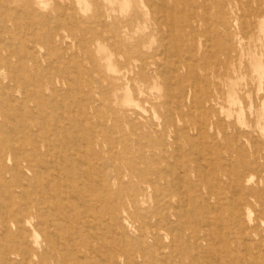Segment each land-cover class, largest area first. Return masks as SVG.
<instances>
[{"label": "bare ground", "instance_id": "6f19581e", "mask_svg": "<svg viewBox=\"0 0 264 264\" xmlns=\"http://www.w3.org/2000/svg\"><path fill=\"white\" fill-rule=\"evenodd\" d=\"M16 1L18 0H0V264H147L135 262L131 258L137 250L150 261V264H185L187 261L195 260L200 253L206 251L208 257H214L216 261L217 259L221 260V258L223 260L224 252L226 253L231 249V237L228 239L225 232L215 231L210 227L209 216L199 212L200 206L196 203L198 201H196V197L201 196L203 189H208L211 192L217 190L221 193L219 195H222L224 190L229 191L228 189H231L232 182H236V189H234L235 184L232 189L236 194L234 209L238 211L234 210L231 218L236 220L238 224L247 225L254 211L253 202L250 198H253L257 192L256 187L253 188V185L247 187L244 183L248 177L258 174V166L247 167L248 163L246 167L243 166L246 168L244 171L238 172L239 167H237L236 172L232 173L229 171L231 167H226L220 151L207 153V155L203 151L204 154L199 155L198 160H195L194 155L196 153L194 152V154L193 151L197 149L199 144L192 140L188 134L184 139H178L180 136L178 135L176 137L178 140L175 139L174 142L170 143L162 141L159 145L150 140H139V138L135 139V142L129 140L99 141L96 138L95 130H90L96 125H93L84 110L80 112V109H86V107L95 109L98 100L93 97L84 101L80 96L81 89L75 87L72 81L69 82V79L63 75L62 83L64 86L59 88L52 81L47 67L43 66L44 63L42 64L38 60L36 48L16 49V42L4 35L6 28L10 36L9 27H5L3 24L8 20H14L17 16V7L11 6ZM93 1L96 4V10L92 16L97 18V29L100 28L102 33L108 32L106 38L110 40L111 45L119 50H127L124 52L127 54L126 58L118 61L117 64H114L112 59L115 55L114 51L110 50L106 55L107 68L114 74L112 78L124 80L130 72L135 71L143 79L148 78V72H156L157 75L161 76L165 68L163 71L157 53L146 54L139 49L134 50L130 44L135 32L132 23L136 20L135 17L140 15V9L135 8L128 11V8L123 4L127 5L129 0H118L121 7L114 5L117 0H109L112 3L109 6L101 5L96 0ZM184 3L186 2L184 1ZM21 4H23V9L29 13L39 15V10L36 9L33 0H22ZM38 4L40 8L47 5L40 0H38ZM164 4L166 5V2ZM232 8L231 4L226 5L221 0L216 12L218 14L225 13L223 14L224 21H227L225 23L235 22L238 24L239 17H233L232 12L229 11ZM64 9L66 10V8ZM171 20L173 29L175 22L174 19ZM255 26H257V31L253 32L254 42L256 41L255 44L257 45L255 48L262 47L261 49L264 50V22L256 19ZM39 29L41 28L39 27ZM99 33L102 37L99 38L100 41L97 42V45L104 50L103 43L106 39L103 38L101 31ZM64 36L61 32L49 36L47 43H52L54 37L64 39ZM208 39L210 40V38ZM138 40L145 39H137L136 46H140L138 42L141 41ZM178 41V38H174V42H172L176 55H180ZM221 42L224 43V41ZM5 49L8 54L2 52ZM210 50L212 51V49ZM14 57L21 61L19 64L15 62L18 66L12 61ZM71 58L69 59L73 60ZM91 58L94 66H96L95 62L97 61L94 55H91ZM26 59L32 62L29 63ZM52 60L54 59L50 61ZM222 65L224 66L223 62ZM228 70L223 72V76L228 77L226 81L216 87L217 96L208 93L204 95L203 99L196 101L194 91L192 98L185 91L181 93L170 91L169 94L165 95L173 102L176 111H181L182 108L190 110L193 106L199 109L206 106L214 109L219 104V98L227 95L234 100L237 94L238 83L233 82V76L229 75ZM195 71L197 72L196 67ZM256 71L260 78L264 76L261 60L257 61ZM168 72L170 73V71ZM171 76L176 79L179 77V75L174 74ZM131 81L132 79H129L127 83L130 84ZM110 87L112 88V86ZM187 90L189 91L188 88ZM63 98L66 100L60 101ZM256 108H259L260 117L264 119V101ZM174 113L179 114V112ZM119 122L120 118L116 117L115 123L118 124ZM101 127H106L105 121ZM215 136L217 137V135ZM242 136L244 134H238L236 138ZM246 137L248 138V136ZM214 143L218 145L220 142ZM236 143H238L237 140ZM240 144L242 145V142ZM225 147L223 148L225 149ZM207 150L210 149L207 148ZM256 150L255 153L258 154ZM198 151L199 149L196 152L198 153ZM231 151L234 152L232 149ZM214 154L216 156H213ZM234 156L233 154V158H235ZM195 161L200 164V168L198 163L194 164ZM228 161L230 164V159ZM233 163L235 165L236 162ZM240 165L242 166V164ZM202 166L213 171L212 178H208L204 171L206 168H202ZM258 176H261V173ZM116 187L118 193H115L114 188ZM112 193L117 194L116 198L113 195L110 196ZM225 196L222 195L221 197ZM210 203L213 205V202ZM260 203L263 204V202ZM257 205L259 207L258 203ZM143 206H146V213L152 212L150 215L146 214L147 219L148 216L149 219L151 218L152 224L149 223V225L151 224V227L148 226L147 229V236L149 237H146L150 241L140 239L143 248L138 249L137 242L131 243L126 235L119 238L115 235H107L111 226L112 228L113 226H122L124 212L128 213L133 220L140 219L141 216L137 212L132 211L131 213L128 210L129 207L140 209ZM214 207L217 208L216 205ZM105 212L111 215V218H108L109 223L103 219ZM245 228L243 229L245 230ZM144 232L146 233V231ZM104 234L106 236L101 237ZM218 242L221 246L216 248L214 244L217 245ZM209 249L211 252L208 254ZM251 252L246 256L247 264H254L250 262V257L254 259L264 258V247L259 252L262 255ZM210 257L208 264H212ZM123 259H125L124 263H122Z\"/></svg>", "mask_w": 264, "mask_h": 264}, {"label": "rangeland", "instance_id": "374dc122", "mask_svg": "<svg viewBox=\"0 0 264 264\" xmlns=\"http://www.w3.org/2000/svg\"><path fill=\"white\" fill-rule=\"evenodd\" d=\"M33 1L36 9L39 10V15H34L23 9V4H21L22 0H18L11 4L14 8L17 7V16H15L14 20L4 22L3 25L5 27H9L11 31L9 36L7 29L5 28L6 31L4 32V35L16 42V49L23 50L25 48L28 50L29 48H36L38 60L42 64L44 63L43 66L47 67L49 76L59 88L64 86L62 83L63 75L69 79V82L72 81V84L75 87H79L81 89L80 96L84 101L93 97L98 100V104H95V109L86 107V109H80V112L84 110L93 125H96V127H93V129L90 128V130H95L96 138L99 141L111 140L119 142L129 140L135 142L139 138V140H150L151 142L159 145L162 141H167L169 143L174 142L178 135H180L178 139H184L188 134L192 140H195L199 144L197 149L193 151V153L195 152L197 154L196 155L194 153L195 160H198L197 157L199 155H203L204 153L207 155V153L211 154L220 151L223 156L222 159L226 163V167H231L229 168V171L232 173H234V171L236 172L237 167H239L237 169L238 172L244 171L246 168L243 166L246 167L248 163L249 165L247 167L252 165L251 167L258 166V169H261L260 171H257L258 174L256 173L255 175H252V177H248V180L244 183L247 187H251L252 185L253 188L256 187L255 189L257 192V194H255L256 197L254 196L253 198H250L253 202L254 211L252 212L250 217L251 220H248L247 225H243L241 223L238 224L236 220L231 218L232 213L238 211L234 209L236 204V201H234L236 200V194L234 191L237 187L235 184L236 182L231 183L232 185L231 189H228L229 191L224 190V194L222 195L225 196L226 194L225 197H221L222 195H219L221 193L217 190L211 192L208 189H203V192L199 191L201 192V196L199 195L196 197V201L198 200L196 203L200 206L199 212L203 214L206 213V215L209 216V220L211 221L210 227L215 231L220 230L225 232L228 239L231 237V249H229L226 253L224 252L225 257L223 260L221 258L222 261L220 259H217L216 261L214 257L209 256L210 259H212V264H247L246 256H248L249 252H256L260 255V249L262 250L264 247V171H262L264 170V119H261L260 110L259 108H256V106L264 101V76L262 78L259 77L256 71V65L257 61L261 60L264 68V54L262 55L264 50L261 49L262 47L255 48L257 45L255 44L256 41L254 42L253 32L257 31V26H255L256 19L264 22V10H262L264 9V0H223L226 5L231 4L233 6V10L231 9L229 11L232 12L233 17H239L238 24L235 22H230L229 24L225 23L226 20L224 21L223 15L225 13L223 12L222 14H218L216 12L219 1L221 0H165L166 5L164 4V0H129L127 5L123 4L128 8V11H132L135 8H139L141 11L140 15L135 17L136 20L132 23V28L135 32L134 37L130 40L131 47L134 50L139 49L146 54L154 52L157 53L159 64H161L160 66L163 68V71L165 68V71L164 73L162 72L161 76L157 75L156 72H148L147 79L140 78L141 76L136 74V71L130 72L128 77L124 80L112 78L114 74L107 68L108 61H106V55L110 50L114 51L115 55L112 59L113 63L117 64L118 61L126 58L127 54L124 52H127V50H119L111 45L110 40L106 38L108 37V32L102 33L100 28L97 29V18L92 16L96 10V4L93 0H40L45 2V5L47 4L46 7L41 8L39 7L38 0ZM96 1L105 6L112 4L109 0ZM184 1L188 4L185 5L186 3H184ZM114 5L116 7H121V3L118 0L114 2ZM175 5H177V8ZM64 8H66V10ZM175 9H178L181 12ZM1 13H3V11H1ZM241 14H243L242 17ZM171 19H174L175 22V28L173 29L171 27ZM48 22L50 23L48 24ZM57 22L60 23L57 24ZM63 22L65 26L63 25ZM39 27L41 29H39ZM98 31H101L104 36L103 38L106 39L103 43L105 46L104 50L97 45V42L100 41L99 38L102 37ZM59 32L65 35L64 39L54 37L52 39V43H47L49 36L56 35ZM43 34L47 36H44ZM196 34L198 35L195 36ZM207 37L210 38V40ZM174 38L179 39L178 46L180 47V55L175 54L172 43L174 42ZM137 39L145 40H138L141 41L138 42L140 46H136ZM241 39L244 40L242 41ZM221 41H224V43ZM210 49H212V51ZM2 52L8 54L6 49ZM91 55H94V58L97 61L95 62L96 66L93 64ZM221 55L222 57H220ZM69 58L73 60H70ZM51 59L54 60L50 61ZM75 59H78V61ZM169 59L172 60V63L170 64L169 62H171V60ZM12 61L14 64H19L21 62L15 57L12 58ZM26 61L29 63L32 62L27 59ZM222 62L224 66L222 65ZM205 63L210 64L206 65ZM216 66H218V69ZM195 67L197 72L199 71L200 73L195 71ZM225 68L229 69V75L233 76V82L238 83L237 97L235 96L234 100L233 98L231 99L227 95H224L223 98H219V104H217L214 109H210L208 106L200 109L193 106L190 110L182 108L180 109L181 111H176V107L173 106V102L168 99L167 95H165L169 94L170 91L175 93L185 91V93L190 95L191 98L192 95L194 97L195 94L196 101L203 99L204 95L208 93L217 96V85L223 84L228 78L223 76V72L226 70ZM186 70L188 71L186 72ZM168 71H170V73ZM64 72L65 74H63ZM173 74L179 75V77L176 79L174 76H171ZM98 78L100 79L98 80ZM128 78L132 79V81L129 82L130 84L127 83L129 80ZM110 86H112V88ZM62 100L66 99H60V101ZM102 111L103 114L105 113L104 115L102 114ZM174 112H179V114ZM116 117L120 118V122L118 124L115 123ZM103 121H105L106 127H101ZM224 129L225 132H223ZM226 134H229L228 136L231 139L228 136L225 137L224 135ZM238 134H244L245 137L242 136L243 138H236ZM215 135H217V137ZM246 136H248V138ZM206 140L208 141L206 142ZM236 140L238 143H236ZM216 141L220 142L218 143L219 146L214 143ZM241 142L242 145L240 144ZM225 144L229 145L226 146ZM231 144L233 145L231 146ZM222 146H226L225 149ZM207 148L210 150H207ZM238 148L240 153L238 152ZM198 149L199 151L197 153L196 151ZM231 149L234 150V152L231 151ZM255 150L256 152L258 151V154L255 153ZM203 151L204 153H202ZM233 154L235 155V158H233ZM243 154L245 155L243 156ZM250 155H253L252 157L254 158ZM213 156L216 155L214 154ZM229 159L230 164L234 165L233 162H236L237 164L235 163L232 167V165L229 164ZM196 163L198 162L195 161L194 164ZM240 164H242V166ZM197 165L200 168V164L198 163ZM203 167L205 166H202V168ZM206 170L204 171L207 173L208 178H212L213 171L208 168H206ZM260 173L261 176H258ZM195 175L197 174L195 173ZM234 184L235 188L232 189ZM114 190L115 193H118L117 187L114 188ZM115 193L110 194V196L113 195L116 198L117 194ZM210 202H213V205ZM260 202H263V204ZM204 203H206V205H204ZM257 203L259 204V207ZM215 205L217 208L214 207ZM219 206L220 208L218 209ZM145 208L146 206H143L140 209L129 207L128 211L131 213L132 211L137 212L141 218L133 220L128 213L124 212L122 226H113V228L111 226L110 232H108L107 235H115L117 238L122 235H126L131 240V243L137 242L138 249L143 248L144 246L140 239L150 241V239H147L146 237H149L147 236L148 226L151 227L152 224L149 216L147 219V215H150L152 212L146 213ZM103 214H105L103 219H106L108 222V218H111L110 213L105 212ZM148 220H150V222H148ZM144 223H146L145 226ZM149 223L151 224L149 225ZM141 226L144 228L142 229ZM138 227L139 229L141 227L142 230L140 229L139 231ZM243 228H245V230ZM144 231H146V233ZM141 232L143 233L140 234ZM247 233L248 235H246ZM103 236H106V234L101 235V237ZM214 245L216 248L221 246L219 245V242L217 245L216 243ZM210 252L211 251L209 249L208 254ZM194 253H196V251H194ZM206 254L207 251L202 252L195 260L191 262L187 261L185 264H194V261L195 264H208L210 260ZM237 255L241 256L236 257ZM131 258L135 262H145L150 264V261L143 257L141 252L138 250ZM250 258V262H253L254 264H262V261H264V258L262 257L256 259L252 257ZM202 259L204 260L201 261ZM124 262L125 259L122 260V263Z\"/></svg>", "mask_w": 264, "mask_h": 264}]
</instances>
